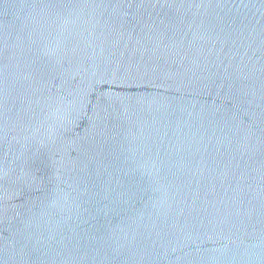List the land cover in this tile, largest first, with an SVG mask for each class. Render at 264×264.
Here are the masks:
<instances>
[{
	"label": "water",
	"instance_id": "95a60500",
	"mask_svg": "<svg viewBox=\"0 0 264 264\" xmlns=\"http://www.w3.org/2000/svg\"><path fill=\"white\" fill-rule=\"evenodd\" d=\"M0 264H264V0H0Z\"/></svg>",
	"mask_w": 264,
	"mask_h": 264
}]
</instances>
